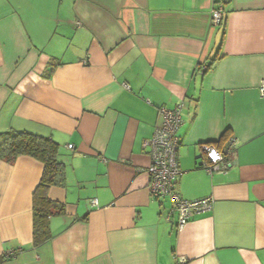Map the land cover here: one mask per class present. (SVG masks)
<instances>
[{
	"label": "crops",
	"instance_id": "obj_1",
	"mask_svg": "<svg viewBox=\"0 0 264 264\" xmlns=\"http://www.w3.org/2000/svg\"><path fill=\"white\" fill-rule=\"evenodd\" d=\"M262 80L264 0H0V134L51 139L66 171L34 246L43 166L0 161V264H264ZM178 104L175 192L212 201L180 230L141 172ZM225 132L231 167L210 173L201 147L223 152Z\"/></svg>",
	"mask_w": 264,
	"mask_h": 264
},
{
	"label": "built area",
	"instance_id": "obj_2",
	"mask_svg": "<svg viewBox=\"0 0 264 264\" xmlns=\"http://www.w3.org/2000/svg\"><path fill=\"white\" fill-rule=\"evenodd\" d=\"M211 24L218 27L223 23L224 12L222 4H217L211 11ZM206 70V66L202 71ZM258 92L261 98H264V80L258 86ZM182 104L176 105L173 109H159V125L156 127L150 140L143 143L144 147H149L151 152L150 165L141 170L150 178L149 188L153 198L161 199L168 197L171 203V209L166 217L167 221H171V217L176 216V229H182L186 223L196 214L206 212L211 208V199H203L196 201L182 200L175 192V185L180 177V169L177 164V148L178 137L176 135L181 125ZM69 149L72 146H68ZM202 151L205 154L207 163L206 170L210 173H224L231 167V163L227 161L235 148L233 140L228 141V145L223 152L216 150L211 145H202ZM92 205L96 206V200H92ZM16 255L12 251L6 255L11 258Z\"/></svg>",
	"mask_w": 264,
	"mask_h": 264
},
{
	"label": "trees",
	"instance_id": "obj_3",
	"mask_svg": "<svg viewBox=\"0 0 264 264\" xmlns=\"http://www.w3.org/2000/svg\"><path fill=\"white\" fill-rule=\"evenodd\" d=\"M224 21L225 19L223 23ZM227 137V132H225L223 138L227 140L228 145L230 139ZM58 153V145L49 138L14 131L0 134V161L12 163L18 157L25 156L43 166L40 181L32 194V241L34 246L50 240V217L64 213L63 205L51 201L47 195L51 187H65L66 171L64 165L58 161Z\"/></svg>",
	"mask_w": 264,
	"mask_h": 264
}]
</instances>
